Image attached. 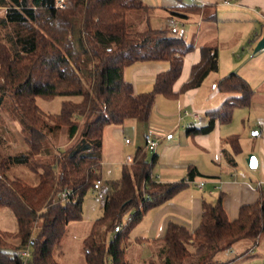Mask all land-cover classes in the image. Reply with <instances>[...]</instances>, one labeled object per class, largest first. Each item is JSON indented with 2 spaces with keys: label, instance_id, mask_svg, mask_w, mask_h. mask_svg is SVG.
Listing matches in <instances>:
<instances>
[{
  "label": "trees",
  "instance_id": "16d2710c",
  "mask_svg": "<svg viewBox=\"0 0 264 264\" xmlns=\"http://www.w3.org/2000/svg\"><path fill=\"white\" fill-rule=\"evenodd\" d=\"M68 1L71 7L58 9L55 0H0V92L9 95L28 132L25 152L0 155V209H7L15 223L12 231H0V264H59L67 225L81 221L84 197L102 181L105 128L122 127L127 120L147 124L157 96L174 100L218 68L216 49L201 47L199 62L175 93L173 85L193 46L168 30L152 29V7L141 0ZM146 62H165L168 69L156 75L149 92L135 93L124 70ZM216 88L232 97L207 113L208 125L194 132H207L216 120L228 124L235 108L250 105L253 90L240 76L230 74ZM60 97L67 100L56 114L38 107V100ZM62 127L67 144L58 148L49 136ZM227 141L234 153L240 152L236 137ZM147 153L137 148L118 180L102 182V215L81 241L85 264H131L126 251L130 232L147 211L183 188V183H157L154 159L148 161ZM12 166L25 167L36 181L8 178ZM221 199L202 204L193 233L169 224L156 259L144 264H219V253L239 242H256L264 233V192L255 203L243 205L232 222ZM117 226L122 228L114 233ZM23 248L29 251L25 261Z\"/></svg>",
  "mask_w": 264,
  "mask_h": 264
},
{
  "label": "crops",
  "instance_id": "0c3cea01",
  "mask_svg": "<svg viewBox=\"0 0 264 264\" xmlns=\"http://www.w3.org/2000/svg\"><path fill=\"white\" fill-rule=\"evenodd\" d=\"M141 1L152 7L149 15L152 29L168 30L193 46V51L184 57L181 74L173 85L175 93L187 82L193 65L199 62L201 47L216 49L218 68L209 73L198 88L179 94L174 100L157 96L141 134V145L136 142L131 154L117 155L114 142L121 136L122 127H108L111 128L113 144L108 146L107 158L104 159L102 155L103 183L120 178L125 157H132L137 148L144 147L143 136L150 131L160 137L150 159H154L152 174L155 181L184 185L169 200L147 211L130 232L126 251L131 264H144L149 259H156L169 224L193 233L199 225L203 203L214 204L221 196L227 219L232 222L238 218L243 205L255 203L261 191L264 192V90L253 88L249 63L254 58L243 56L255 46L257 41L251 45L249 43L264 26V0ZM174 12L177 14H172ZM234 24L236 29L232 27ZM237 26H251L250 36L249 29H238ZM260 36L256 37L257 40ZM260 53L264 56V51ZM235 55L236 59L242 60L234 61ZM167 69L165 62L134 64L124 70V80L132 84L135 93H146L152 89L156 75ZM230 74L240 76L252 88L250 105L235 108L228 124L216 120L207 132H194L208 125L207 113L218 110L232 97V94L221 93L216 88L217 82ZM231 137L238 139L239 153H234L227 141ZM249 154L257 161L254 169H250L245 161ZM190 170L194 171L192 177L189 176ZM199 183L203 184L201 188ZM99 202L98 207L84 208L82 205V219L79 222L88 221L91 213L100 211L102 215ZM263 235L254 243L239 242L227 250L230 255L237 251L240 254L225 264H236L246 252H255L252 261L263 260L264 264Z\"/></svg>",
  "mask_w": 264,
  "mask_h": 264
},
{
  "label": "rangeland",
  "instance_id": "374dc122",
  "mask_svg": "<svg viewBox=\"0 0 264 264\" xmlns=\"http://www.w3.org/2000/svg\"><path fill=\"white\" fill-rule=\"evenodd\" d=\"M70 4L71 2L67 1V5L69 6ZM158 13L159 12H156V14ZM3 14L4 9L0 8V16H2ZM157 21L159 23V19ZM234 26L235 24L232 27L236 29V27ZM237 27L238 29H249L250 36L252 32L251 26H249V28H242L240 26ZM245 42L243 44H245ZM254 47L252 49H249L248 53L245 52L243 56L246 55L249 57V59L252 57L254 58V60L249 63V70L252 74V86L255 90L260 87L258 91H261L264 90V81H262L264 79V56H261L262 54L260 52L254 54ZM224 54H227V52H224ZM236 57L237 55H235L234 61L242 60V58L236 59ZM64 100H67V98H55L50 102L38 100L37 104L43 113L47 115L56 114L59 111L60 104ZM144 127V125L138 124L134 120H127L124 122L122 128H120L122 134L118 138V140L114 142L115 148L118 151L117 155L119 157H121L123 154H131V152L135 150L134 147L136 145V142L141 145V134L144 130ZM27 133L28 132L25 125L22 124L18 119V115L14 109L9 95L0 92V155L4 158L25 152L27 150V147L24 143V138L27 136ZM49 138L51 139L55 147L62 148L65 144H67V130L63 127L57 128L50 134ZM125 140H128V142H130L131 144H126ZM112 144L113 140L111 137V128L107 127L103 133L102 155L104 159L107 158L108 146ZM152 155L153 153H147L148 161H150ZM7 177L10 179H12L13 177H20L25 181H30L32 183L36 181V179L33 178V175L30 174L28 170L22 166L10 167L9 172L7 173ZM82 205L84 208H86L87 206L89 207L94 205L98 207L100 206V202L95 198L92 191H89L84 197ZM100 215V211L96 213H91V216L89 217V219H87L88 221L72 222L67 226L63 238L61 240L62 254L57 257V261L59 262V264H85L83 255L84 252L81 241L83 237L89 234L91 222H93L96 218H99ZM122 223L123 225L126 224V218L123 220ZM14 228L15 223L9 211L7 209H0V231H12ZM133 236L134 234L131 235V237ZM262 237L264 241V235ZM230 254L231 253H229L228 251L219 253L216 256V261L219 262V264L228 263L229 260L239 255L240 252L237 251L232 255ZM254 257L255 252H246L242 254L240 259L237 260L236 264H263V260L261 262L252 261ZM157 264H159V262H157Z\"/></svg>",
  "mask_w": 264,
  "mask_h": 264
},
{
  "label": "built area",
  "instance_id": "2783aa9c",
  "mask_svg": "<svg viewBox=\"0 0 264 264\" xmlns=\"http://www.w3.org/2000/svg\"><path fill=\"white\" fill-rule=\"evenodd\" d=\"M67 1L68 0H55V6H56V8H58V9H65V8H67L68 7ZM224 4H227V2L224 1ZM171 22L173 23V21H171ZM249 44L251 45L252 42H250ZM159 140H160L159 135H156L155 133L148 131L143 136V142H144L145 149L148 152L154 154L155 151H156V148H157V145H158ZM125 143H128V140H125ZM131 160H132V157H130V156L125 157L124 164L125 165H128L131 162ZM202 185H203L202 183H199L198 184V186L200 188L202 187ZM101 187H102V181H97L94 184V186H93V192L96 195L97 199H99V200H101L103 198V196H104V192H103V190H102ZM64 197H65L64 195L61 196L62 199ZM127 219L129 220L130 217L127 218ZM121 228H122L121 226L115 227L114 233L119 232L121 230ZM20 256H21L22 260L25 261L29 257L28 248L21 249Z\"/></svg>",
  "mask_w": 264,
  "mask_h": 264
},
{
  "label": "water",
  "instance_id": "95a60500",
  "mask_svg": "<svg viewBox=\"0 0 264 264\" xmlns=\"http://www.w3.org/2000/svg\"><path fill=\"white\" fill-rule=\"evenodd\" d=\"M261 51H264V29L262 30L261 36L255 44L253 53L256 54ZM245 161L250 169H254L256 167L257 161L253 155L251 154L247 155Z\"/></svg>",
  "mask_w": 264,
  "mask_h": 264
}]
</instances>
